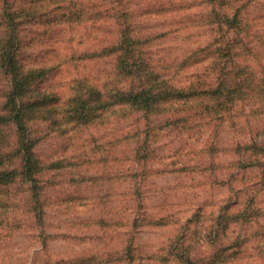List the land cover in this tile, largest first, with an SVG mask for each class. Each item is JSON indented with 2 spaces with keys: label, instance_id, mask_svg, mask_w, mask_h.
Returning a JSON list of instances; mask_svg holds the SVG:
<instances>
[{
  "label": "rangeland",
  "instance_id": "obj_1",
  "mask_svg": "<svg viewBox=\"0 0 264 264\" xmlns=\"http://www.w3.org/2000/svg\"><path fill=\"white\" fill-rule=\"evenodd\" d=\"M156 2L138 18L147 112L113 103L127 82L86 54L101 41L63 40L85 29L34 41L52 65L30 122L42 167L31 196L26 177H0V264H264V0H233L232 31L203 0ZM223 80L232 98L212 93Z\"/></svg>",
  "mask_w": 264,
  "mask_h": 264
},
{
  "label": "trees",
  "instance_id": "obj_2",
  "mask_svg": "<svg viewBox=\"0 0 264 264\" xmlns=\"http://www.w3.org/2000/svg\"><path fill=\"white\" fill-rule=\"evenodd\" d=\"M203 1L210 10V27L213 29L219 25L232 31L236 23L235 13H232L233 0ZM156 4V0H0V130L4 127L12 130L9 144L0 140V168L12 161L4 160L6 149L12 148L17 161L15 171L1 170L0 177L11 176L10 182L17 176L26 177L33 183L29 188L30 196L34 194L36 177L42 165L36 155L37 139L32 135L30 122L45 105L48 91L44 86L45 79L52 67L47 61L35 57L38 44L34 41L41 33L59 34L62 30L85 29L86 33L81 35L67 33L63 40L101 41L89 45L86 54L91 58L112 57L114 77H122V83L127 82L122 87L124 90L118 89L112 95L116 98L113 103L130 111L147 112L154 106L158 99L154 91L156 76L141 56L140 49L141 41H148L151 35L140 33L138 18L154 13L152 10ZM58 36L60 40L63 35ZM226 41L232 40L228 37ZM53 44L49 46L57 48V44ZM84 81L90 82L88 79ZM228 90V83L224 80L211 89L215 95L228 93L232 98L233 90L230 93ZM80 101L85 109L95 104L90 97H81ZM86 114L91 118L90 112ZM219 118H224V113L221 112ZM174 258L180 260L177 255Z\"/></svg>",
  "mask_w": 264,
  "mask_h": 264
}]
</instances>
